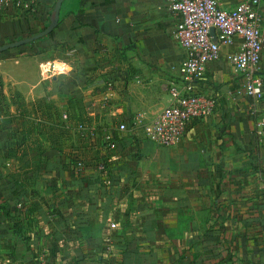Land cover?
Segmentation results:
<instances>
[{
	"label": "crops",
	"instance_id": "crops-1",
	"mask_svg": "<svg viewBox=\"0 0 264 264\" xmlns=\"http://www.w3.org/2000/svg\"><path fill=\"white\" fill-rule=\"evenodd\" d=\"M36 3L0 11V44L49 24L56 0ZM169 3L64 0L50 33L0 53V264H264V95L244 74L224 54L208 63L199 87L217 108L177 145L133 129L171 102L186 57ZM46 61L68 67L42 74ZM80 120L98 134L81 138Z\"/></svg>",
	"mask_w": 264,
	"mask_h": 264
},
{
	"label": "built area",
	"instance_id": "built-area-1",
	"mask_svg": "<svg viewBox=\"0 0 264 264\" xmlns=\"http://www.w3.org/2000/svg\"><path fill=\"white\" fill-rule=\"evenodd\" d=\"M261 1L242 0L232 8H225L219 0H170V9L181 18L173 34L185 49L186 57L181 63L179 77L170 81L171 102L146 122L142 131L136 130V116L133 125L135 134L142 132L157 143L177 145L191 125L212 115L217 108L218 98L202 91L199 84L208 63L222 54L236 70L244 74L245 94L257 100L263 97L261 63L264 56V17L260 10ZM7 9L33 13L37 3L36 0H0V11ZM212 28L217 41L213 39ZM67 67L65 65L62 69ZM40 68L42 74H48L50 70H61L56 67V62L50 61L42 62ZM107 85L112 88L114 82L108 80ZM62 118L71 127L69 114L64 113ZM74 127L81 138L98 134L85 120L77 121ZM119 127L129 128L126 122H121ZM102 135L109 148L116 147L117 141L111 131ZM256 135L259 142L264 144V113L257 118ZM72 159L76 171L81 173L87 166L82 147L73 150ZM97 166L104 167L102 162H98ZM116 225L115 221L110 222L111 228ZM105 264L115 263L107 261Z\"/></svg>",
	"mask_w": 264,
	"mask_h": 264
},
{
	"label": "water",
	"instance_id": "water-1",
	"mask_svg": "<svg viewBox=\"0 0 264 264\" xmlns=\"http://www.w3.org/2000/svg\"><path fill=\"white\" fill-rule=\"evenodd\" d=\"M63 1L64 0H56L53 11L50 15V22L46 27H44L42 30H40V31H38L32 35L25 36V37H22V38L13 40V41L1 43L0 44V53L5 51L6 49L26 44L30 41H33L37 38H40V37L50 33L59 23L60 11H61ZM211 33L213 35V39L215 41H217V37H216L214 28L211 29Z\"/></svg>",
	"mask_w": 264,
	"mask_h": 264
},
{
	"label": "rangeland",
	"instance_id": "rangeland-1",
	"mask_svg": "<svg viewBox=\"0 0 264 264\" xmlns=\"http://www.w3.org/2000/svg\"><path fill=\"white\" fill-rule=\"evenodd\" d=\"M64 66H65V65H64ZM64 66H62V64L56 62V67H58L59 69L64 68Z\"/></svg>",
	"mask_w": 264,
	"mask_h": 264
}]
</instances>
